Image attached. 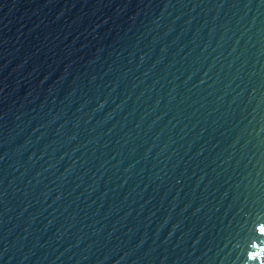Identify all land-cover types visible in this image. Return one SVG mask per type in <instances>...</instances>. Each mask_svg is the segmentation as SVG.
<instances>
[{
    "label": "water",
    "instance_id": "95a60500",
    "mask_svg": "<svg viewBox=\"0 0 264 264\" xmlns=\"http://www.w3.org/2000/svg\"><path fill=\"white\" fill-rule=\"evenodd\" d=\"M0 264H264V0H0Z\"/></svg>",
    "mask_w": 264,
    "mask_h": 264
}]
</instances>
